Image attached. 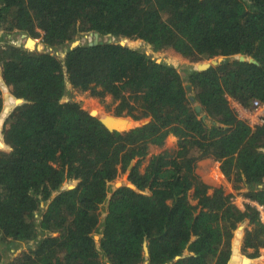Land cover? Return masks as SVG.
<instances>
[{
    "label": "trees",
    "instance_id": "obj_1",
    "mask_svg": "<svg viewBox=\"0 0 264 264\" xmlns=\"http://www.w3.org/2000/svg\"><path fill=\"white\" fill-rule=\"evenodd\" d=\"M91 32L225 59L182 75L118 41L70 47ZM0 33L45 45L0 44V264L31 241L7 264H241L233 238L246 221L241 251L260 257L264 221L235 196L264 208V123L250 126L230 99L264 102V0H0ZM69 86L111 96L132 123L109 129L66 99ZM171 134L177 148L141 169Z\"/></svg>",
    "mask_w": 264,
    "mask_h": 264
},
{
    "label": "rangeland",
    "instance_id": "obj_2",
    "mask_svg": "<svg viewBox=\"0 0 264 264\" xmlns=\"http://www.w3.org/2000/svg\"><path fill=\"white\" fill-rule=\"evenodd\" d=\"M28 37H31V36H24V35H21L20 33H13V34L0 33V44H3L5 42H9V43L11 42L16 45H25L28 40ZM92 37L94 40V35L87 33L86 35L82 37V40L84 42L93 41ZM99 38H100V41L108 40V41L121 42L122 40H124L127 45H131L134 48H138L141 51L147 53L148 55H151L155 59L165 60L166 62L174 64L178 68V70L182 73V75H186L187 69L196 68L197 65L199 64V63L190 62L183 57H178L168 52H165V53L157 52L154 50L151 44H149L148 42L142 39H130V38L116 39L115 37L108 38V37H101V36ZM33 39L35 40L37 47L34 48L32 51H43L45 48V45L42 42V39L41 38H33ZM52 52L56 54L58 57H60L61 59L64 58L65 56V49H62V48L59 49L58 51L52 50ZM69 89L70 90H69V93L66 95V99H73V100L80 102L83 107L91 111L93 114L97 115L99 118L110 122L112 126H118V123H123V124L132 123L131 121H127V119L126 120L120 119V117H118L115 114V109L117 108L119 101L113 100L111 96H108L106 98H98V97L91 95L88 91H81L79 89L73 88L72 86H69ZM195 104H198V103H195ZM231 104H232V107L235 109V111H237L238 113L237 108H239V105H237L236 102L231 103ZM212 120L213 119L211 117L207 119L208 126L212 125ZM177 144H178L177 138L171 134L167 137L165 144L162 147H157L154 145L151 146L148 155L141 162V169H144L146 165H148L149 160L153 155L163 152L165 150H175L177 148ZM122 180L123 179L119 178L113 181V183L110 184L111 190L114 189L118 185V183H122L124 181ZM226 185L229 186L228 184ZM244 198L245 197H243L242 194H238L235 196V200H239V201H241L240 199L243 200ZM193 202L196 203V201H193ZM107 203L108 202H105L101 207V220H103L104 216L106 215V210L108 208ZM261 219L264 221L262 217ZM248 227H249L248 221H246V222L240 223L237 229L234 230L233 248L234 250H237V251L239 250L240 256H242V258L244 259V260L242 259L241 264H256V263L264 264V248L261 249V255L256 260H251V258L247 256V253L249 252L245 253L241 251L246 228ZM101 231L99 230L97 231V233L95 232L94 234L95 239L98 242L100 241ZM33 248H35V242L33 241H31L30 243H22L16 248H12L8 250V252L6 253L7 256L4 257L5 262L1 264H7V262L13 260L14 257H16L20 252L29 251ZM185 253L187 254L188 250H186Z\"/></svg>",
    "mask_w": 264,
    "mask_h": 264
},
{
    "label": "water",
    "instance_id": "obj_3",
    "mask_svg": "<svg viewBox=\"0 0 264 264\" xmlns=\"http://www.w3.org/2000/svg\"><path fill=\"white\" fill-rule=\"evenodd\" d=\"M91 35H94V40L93 41H89V42H84L83 40H82V38H77V39H75L72 43H71V48H73V47H76V46H78V45H83V44H85V43H88L90 46H92V45H97V44H99L100 43V33L99 32H91L90 33ZM28 42H35V40L32 38V37H28V40H27V43L25 44V47L27 48V49H29V50H33L34 48H32L31 46H29L28 45ZM120 44H122V45H126V42L124 41V40H122L121 42H120ZM217 59V60H216ZM216 59H214V60H212V61H210V62H204V63H199L198 65H197V67L196 68H192L191 70H194V69H196V70H203V69H207L210 65H215V64H218V63H220V62H222L224 59H225V57H223V56H221V57H218V58H216ZM242 59H244V57L242 58ZM157 61L158 62H161L162 60H159V59H157ZM248 61H253L252 59H249ZM189 70H190V68H189ZM193 95V93L192 92H190V96H192ZM191 100L192 101H195V97L194 96H192L191 97ZM195 103H197V102H195ZM194 106L196 107V109H200V105H199V103L198 104H194ZM91 112V111H90ZM92 113V112H91ZM93 114V113H92ZM95 115V114H94ZM101 119V118H100ZM120 119H124V120H126L125 118H120ZM104 123H105V125L109 128V129H116V128H120L121 126H123V125H125V124H123V123H118V126H112V124H110V122H108V121H106V120H103V119H101ZM123 121V120H122ZM114 125V124H113ZM106 215H107V210H106ZM106 215L104 216V218L106 217ZM145 253L147 254V255H149V249H148V247L147 246H145ZM181 257H183V256H177V257H175V259H174V261H176V260H178V259H180ZM166 264H169V263H166Z\"/></svg>",
    "mask_w": 264,
    "mask_h": 264
},
{
    "label": "built area",
    "instance_id": "obj_4",
    "mask_svg": "<svg viewBox=\"0 0 264 264\" xmlns=\"http://www.w3.org/2000/svg\"><path fill=\"white\" fill-rule=\"evenodd\" d=\"M238 116L245 120L250 126L257 127L264 123V102L256 99L253 101L251 107L243 106L239 104ZM260 212V216L264 219V208L261 204L256 203L255 205Z\"/></svg>",
    "mask_w": 264,
    "mask_h": 264
},
{
    "label": "crops",
    "instance_id": "obj_5",
    "mask_svg": "<svg viewBox=\"0 0 264 264\" xmlns=\"http://www.w3.org/2000/svg\"><path fill=\"white\" fill-rule=\"evenodd\" d=\"M230 102L231 103H234V102H236L237 103V105H238V101H236V100H234V99H230ZM239 104H241V103H239ZM231 106H232V104H231ZM233 108V107H232ZM234 109V108H233ZM235 110V109H234ZM236 113H237V111H236ZM209 117H207L206 118V121H207V119H208ZM220 178H221V180H222V182H224V183H227L228 185H229V188H231V184L229 183V182H227V180L225 179V177H224V175L223 174H221L220 173ZM261 186V185H260ZM244 197V196H243ZM241 201H239V200H237V201H239V202H242V201H249V202H251V204H253V205H256V203H258V202H256V201H253V200H250V199H248V198H244L243 200L242 199H240ZM107 205H108V203H107ZM107 210H108V208H107ZM97 231H99V230H97ZM97 233V232H96ZM149 249V248H148ZM144 253H145V249H144ZM145 255L148 257L149 255H147L146 253H145ZM177 261V260H176ZM173 262H175L174 260L173 261H171V262H168L169 264H171V263H173ZM110 262H106V264H109ZM111 264V263H110ZM142 264H149L148 263V261H146V262H144V263H142ZM166 264V263H165Z\"/></svg>",
    "mask_w": 264,
    "mask_h": 264
}]
</instances>
